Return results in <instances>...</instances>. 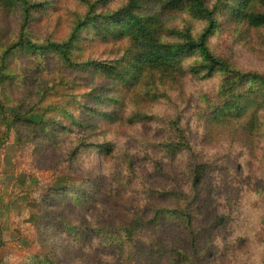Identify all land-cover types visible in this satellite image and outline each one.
Here are the masks:
<instances>
[{"label":"trees","instance_id":"trees-1","mask_svg":"<svg viewBox=\"0 0 264 264\" xmlns=\"http://www.w3.org/2000/svg\"><path fill=\"white\" fill-rule=\"evenodd\" d=\"M72 1L0 0V183L14 133L15 170L49 172L21 264H264V71L209 42L220 18L264 43V0Z\"/></svg>","mask_w":264,"mask_h":264},{"label":"rangeland","instance_id":"rangeland-1","mask_svg":"<svg viewBox=\"0 0 264 264\" xmlns=\"http://www.w3.org/2000/svg\"><path fill=\"white\" fill-rule=\"evenodd\" d=\"M106 1H109L114 8L125 4V0ZM53 2L73 5L72 0L66 2L53 0ZM215 2L216 0L213 4ZM181 16L184 20H181V24L175 22L176 25L188 28L196 37L202 33L204 27L200 19L188 11L183 12ZM218 20L214 34L210 35L209 40L215 55L224 59H232L234 64L242 70L264 71V43L255 44L254 41L258 39L252 40L240 36L243 33L242 29L224 24L220 18ZM173 25V23H170L169 27ZM95 50H98V52L103 51L101 50V42L97 43ZM97 58L101 59V54ZM220 82V75L210 81L193 78L192 76V78H188L187 86H192L190 89L193 93L198 87H201L200 91L202 93H208L213 92L211 88L215 85L219 86ZM37 116L39 117L40 114L37 113ZM17 156V136L14 133L3 148V175L0 183V238H3L7 245L2 250V264H21L32 253L31 247L36 237V230L29 223V217L33 210L28 208V196L25 193L27 184H24L23 181L25 177L31 176L44 180L49 175V172L45 171H39L38 173L26 171L24 166L19 171L15 170V158ZM32 186H36V179H33ZM61 254L64 264H103L102 259L99 262H93L94 259H90V255L80 252L63 250Z\"/></svg>","mask_w":264,"mask_h":264}]
</instances>
